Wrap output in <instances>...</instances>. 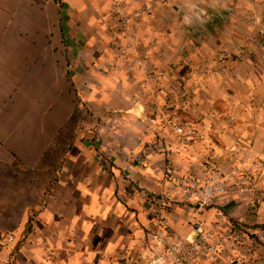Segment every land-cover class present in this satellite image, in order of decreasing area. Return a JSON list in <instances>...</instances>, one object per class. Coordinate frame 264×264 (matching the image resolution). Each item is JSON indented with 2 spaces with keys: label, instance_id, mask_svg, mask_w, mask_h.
<instances>
[{
  "label": "crops",
  "instance_id": "0c3cea01",
  "mask_svg": "<svg viewBox=\"0 0 264 264\" xmlns=\"http://www.w3.org/2000/svg\"><path fill=\"white\" fill-rule=\"evenodd\" d=\"M263 1L123 0L128 13L151 6L132 16L146 57L128 69L108 0H0V234L14 237L0 264H226L248 242L178 263L155 246L163 219L195 252L189 221L216 220L215 207L250 226L264 264V162L242 197L231 186L213 206L198 199L213 184L206 155L221 180L238 158L264 157ZM170 118L205 140L182 139Z\"/></svg>",
  "mask_w": 264,
  "mask_h": 264
},
{
  "label": "built area",
  "instance_id": "2783aa9c",
  "mask_svg": "<svg viewBox=\"0 0 264 264\" xmlns=\"http://www.w3.org/2000/svg\"><path fill=\"white\" fill-rule=\"evenodd\" d=\"M110 3V11L116 21V27L120 33L124 44L122 46H117L114 51V56L118 60H122L124 64L127 65V68L130 69L134 65L142 66V59L146 57V51L143 49L142 39L138 34V30L135 28V24L132 20V16L141 17L144 15H149L151 13V6L149 4H139L137 5L132 13H128L124 5L123 0H108ZM154 1V0H152ZM261 13L254 17L253 22L256 24V32L261 46L264 49V1L260 3ZM146 43H149L148 40L144 39ZM219 61H223L226 58L225 54H220L218 57ZM161 75V74H160ZM171 129L178 134L184 140H195L203 142L205 140V134L195 131L193 128L188 127L179 123L175 118H170L168 122ZM244 148L240 150V154L243 153ZM239 159V158H238ZM242 165H239L237 160L233 168L230 170L229 174H237L239 170L244 171L249 179L250 186H255L257 182V176L260 171L261 165L264 162L263 155H256L248 159L241 158ZM204 166H206L207 171L209 172V180L213 182L212 185L208 184V181L199 190V201L202 203L209 202L214 194H216V185L221 183L220 176V166L221 160L212 154L206 155L204 158ZM184 193H187V190L184 189ZM156 231L154 237L156 238L155 246H160V244L166 243L171 247V251L174 256H182L185 252L184 245L181 242H176V238L169 232V228L166 224L156 220L155 223ZM199 234V245L197 246L195 255L196 259L200 256H209L216 253L218 249L219 241L214 234V231L209 229H202L201 225H198L195 229ZM236 237V235H234ZM14 237L11 234H0V244L6 245L12 243ZM250 249H247V252H250ZM235 264H242L243 256H237ZM160 258L157 257L153 260V264H161L159 262ZM177 263L179 259H176ZM118 262H125L132 264L133 261L129 257L123 255H117ZM11 260L9 261V263ZM250 264H254L251 262Z\"/></svg>",
  "mask_w": 264,
  "mask_h": 264
},
{
  "label": "rangeland",
  "instance_id": "374dc122",
  "mask_svg": "<svg viewBox=\"0 0 264 264\" xmlns=\"http://www.w3.org/2000/svg\"><path fill=\"white\" fill-rule=\"evenodd\" d=\"M242 161L243 160L241 158L237 159V162H239V165H242ZM229 173H230V171H228L227 174L223 175L224 179L221 180L220 184L216 185V190H217L216 194H214L213 197L211 198V200L209 202H206L205 204L213 206L214 203H216V201H218L223 196L227 195V193L229 192L228 187H231V186L236 187L234 189L236 196L242 197L244 195V193L246 192L245 186L247 185V183L249 184V179H248L247 174L242 170H239L237 174H229ZM257 183H258V176H257L256 185H257ZM256 185L254 186L255 188H256ZM203 206H205V205H203ZM205 207H207V206H205ZM215 208H216L215 215H217V214L220 215V217L218 216V218L216 220H214L212 222H208V223L199 222L197 220L189 221V226L191 228H193L194 230L196 229V227L198 225H201L202 229H209L212 231L215 230V232H216L215 236L217 238V241H219L218 242L219 243V246H218L219 250H217L216 253H218L222 247L224 248L223 249L224 251H227L232 246L237 245L239 247V246H243L244 243L246 244V242H248L246 245L249 249L251 248L250 252H247L248 248L245 249V247L244 248L240 247L241 255L243 256L242 264H250L251 262H253L254 264H257L255 256H256V249H257L256 245L258 243H257L256 239L253 238V236L250 234V232L248 230V228L250 226H248V224H246L244 222H236V221H232L231 219H228L222 208H220V207H215ZM248 208H249L250 213H255V211L257 209L256 205H251ZM168 210H170V208H168ZM168 210H167V212H169ZM160 221L163 222V219H160ZM163 223L166 224L165 222H163ZM261 224H264V223H259L256 225H261ZM167 227L170 229L169 226H167ZM234 235H236V237ZM247 236L249 238H247ZM197 237L199 238V236H197ZM251 237L253 238V240H250ZM175 241L181 242L177 238ZM196 244L198 246L200 243L198 242ZM183 245H184V250H185L184 256L187 255V253L192 252V256L196 259V257H197L195 255L196 251L194 252V250H192V249L191 250L187 249L188 245L190 246V248L193 245L192 244H187V245L183 244ZM216 253L211 254L209 256H214ZM241 255H238V256H241ZM174 257L176 259H179L177 256H174ZM236 257L237 256L232 257L229 255V257L226 261V264H235L236 263L235 262Z\"/></svg>",
  "mask_w": 264,
  "mask_h": 264
},
{
  "label": "trees",
  "instance_id": "16d2710c",
  "mask_svg": "<svg viewBox=\"0 0 264 264\" xmlns=\"http://www.w3.org/2000/svg\"><path fill=\"white\" fill-rule=\"evenodd\" d=\"M67 79H68L69 82H71V81H70V78L68 77V75H67ZM71 85H72V84H71ZM255 227H264V224H261V225H255Z\"/></svg>",
  "mask_w": 264,
  "mask_h": 264
}]
</instances>
